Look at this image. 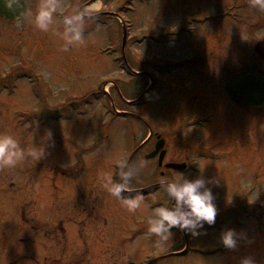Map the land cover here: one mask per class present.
<instances>
[{"label":"rangeland","instance_id":"rangeland-1","mask_svg":"<svg viewBox=\"0 0 264 264\" xmlns=\"http://www.w3.org/2000/svg\"><path fill=\"white\" fill-rule=\"evenodd\" d=\"M39 2L30 0L33 9ZM61 3L63 14L98 5L84 43L67 50L60 24L43 32L0 19V132L13 134L26 149H45L37 161L29 157L0 168L3 226L32 235L18 249L42 252L48 246L18 213L22 203L35 201L37 220L46 227L56 220L60 237L71 242V264L86 259L82 240L90 227H99L109 244L104 264H239L245 256L264 264V108L237 106L224 88L234 73L264 72L254 51L264 38V10L249 0ZM44 107H53V114L39 118ZM208 111L212 122L182 126ZM148 127L170 137L164 162L186 161L184 171L144 157L153 149ZM121 159L147 161L132 181L146 207L134 213L98 180V172H114ZM178 172L219 180L209 184L216 221L197 236L174 228L173 237L158 246L146 235L151 209L167 199L155 183ZM226 228L238 234L235 248L221 242ZM186 243L183 255L170 254Z\"/></svg>","mask_w":264,"mask_h":264},{"label":"clouds","instance_id":"clouds-1","mask_svg":"<svg viewBox=\"0 0 264 264\" xmlns=\"http://www.w3.org/2000/svg\"><path fill=\"white\" fill-rule=\"evenodd\" d=\"M249 2L253 7L264 10V0ZM0 3L14 14L17 27L27 22L43 32H48L53 25H62L59 35L64 41L65 50L84 43L88 22L98 11V5L92 4L87 7L77 6L70 13L63 14L61 0H40L35 9L30 0H0ZM51 135L50 131L46 133L48 138H51ZM44 152L43 145L34 144L26 149L13 134L0 132V168L15 167L29 157L37 161ZM146 166L145 160L131 163L127 159H121L117 162L114 172H98V180L102 188L115 197L122 207L134 213L142 206L146 207L145 198L139 192L135 195L125 193L135 191L132 181L140 176ZM158 183L166 193L167 199L152 208L147 218L146 235L156 238L154 244L163 246L167 243L173 237L174 228L197 236L205 224L215 223L217 207L209 184H218V179L204 176L189 179L184 173L178 172L171 179L160 176ZM237 235L235 229H224L220 235L222 244L226 248H235L238 243ZM239 264H257V261L245 256L240 259Z\"/></svg>","mask_w":264,"mask_h":264},{"label":"flooded vegetation","instance_id":"flooded-vegetation-1","mask_svg":"<svg viewBox=\"0 0 264 264\" xmlns=\"http://www.w3.org/2000/svg\"><path fill=\"white\" fill-rule=\"evenodd\" d=\"M0 19H5V18L0 17ZM258 70L260 69H257L256 71ZM234 104L237 106L243 107V108L249 107L246 103H241V104L234 103ZM52 108L53 107L41 108L40 111L43 114L40 115L41 113L39 111L38 116L43 117V118L49 116V111L52 112ZM212 116H213V113L210 111L206 113H198L194 116L193 115L189 116L185 121L182 122V126H192V125L204 122V121H209L211 120ZM44 121L46 120L44 119ZM148 137H149L148 140L153 137V149L155 148V144L159 138L160 139L162 138L164 140V145L162 149L165 150V153L162 158V161L159 163L160 151L153 158H156L158 166L163 165L164 168L175 171L171 168L166 167L165 164L168 162H178V161L170 160V161L164 162V158L168 155V149H169L168 146H169L170 137L162 132L161 134L157 132H153L151 128H149ZM136 148H138V146ZM153 149L151 151H153ZM151 151H149L148 153H150ZM1 181L2 179H0V182ZM155 184H159V183H155ZM35 203H36L35 201H29V202L22 203L20 207L18 208V213L21 216L22 224L28 227L30 231H32L33 234H40L43 237V239L48 243V246L42 252L31 251L25 248L18 249L19 245L31 243L32 235H22V234H16L14 232H9L10 228L8 227L9 228L8 229L7 227L3 226L2 216L4 214L3 212H1V209H0V264H71L72 262L71 242H69V240H66V239L63 240L60 237V234L58 233L56 229V224H55L56 220L52 221L51 223L46 224V225L52 224V226H49V227L44 226L45 223L41 224L37 220L36 215L33 214ZM14 239H16L15 243H13ZM104 239L105 237L103 235V232L100 230L99 227H93L92 229L90 227V229H88V231L86 232L85 238L82 240V243L84 245V250H85L84 255L86 254V257H85L86 259L81 261L82 264H86L89 259H92V260L94 259L95 262H97L98 264H104V257L106 255V249H110L108 246L109 244L108 245L105 244ZM99 247L101 248L99 249ZM174 252H176V250L170 253L172 255L174 254L176 256H179V254H175ZM58 253L59 255L63 254L67 258H65V260H61L60 259L61 256L59 255L57 256ZM129 264H131L130 261H129Z\"/></svg>","mask_w":264,"mask_h":264},{"label":"water","instance_id":"water-1","mask_svg":"<svg viewBox=\"0 0 264 264\" xmlns=\"http://www.w3.org/2000/svg\"><path fill=\"white\" fill-rule=\"evenodd\" d=\"M14 19V14L9 12L0 3V17ZM124 41V38H123ZM257 55L264 60V39L259 40L254 45ZM225 90L229 98L236 104L246 103L250 107H264V72L258 70L255 72L241 71L231 75L225 82ZM164 140L161 138L155 144L153 151L145 155L146 159L153 158L159 151V163L162 161L165 150L162 149ZM168 168L182 170L185 163L168 162L165 164Z\"/></svg>","mask_w":264,"mask_h":264},{"label":"bare ground","instance_id":"bare-ground-1","mask_svg":"<svg viewBox=\"0 0 264 264\" xmlns=\"http://www.w3.org/2000/svg\"><path fill=\"white\" fill-rule=\"evenodd\" d=\"M172 72V71H171ZM110 83H106L105 84V86H106V88L108 87V85H109ZM212 122V121H211ZM182 250H180L179 252H181Z\"/></svg>","mask_w":264,"mask_h":264}]
</instances>
